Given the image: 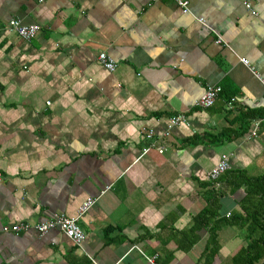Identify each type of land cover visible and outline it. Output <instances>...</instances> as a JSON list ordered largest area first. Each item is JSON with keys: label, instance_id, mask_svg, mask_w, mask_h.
Here are the masks:
<instances>
[{"label": "crops", "instance_id": "1", "mask_svg": "<svg viewBox=\"0 0 264 264\" xmlns=\"http://www.w3.org/2000/svg\"><path fill=\"white\" fill-rule=\"evenodd\" d=\"M187 2L184 14L170 0H0V264H202L205 230L184 252L176 241L210 188L224 216L243 194L204 186L207 173L226 155L225 172L264 174V122L250 136L264 117V0ZM207 86L221 91L195 107ZM178 115L156 140L165 151L142 154V131L161 137ZM53 214L77 218L80 247L57 230L2 231ZM244 235L222 226L212 264H230Z\"/></svg>", "mask_w": 264, "mask_h": 264}, {"label": "trees", "instance_id": "2", "mask_svg": "<svg viewBox=\"0 0 264 264\" xmlns=\"http://www.w3.org/2000/svg\"><path fill=\"white\" fill-rule=\"evenodd\" d=\"M224 180L232 193L239 188L243 189L242 196L236 202L238 210L229 213L227 217L220 215L218 201L222 194L215 191L214 187L210 188V198H206L203 208L192 216V225L182 232L184 239L176 241V250L186 251L198 240L197 232L205 230L207 238L202 264H212L219 250L217 232L222 226H230L245 232V245L232 256L230 264H264V174L252 177L245 172H224L218 182ZM205 185L212 186V183L207 182Z\"/></svg>", "mask_w": 264, "mask_h": 264}, {"label": "built area", "instance_id": "3", "mask_svg": "<svg viewBox=\"0 0 264 264\" xmlns=\"http://www.w3.org/2000/svg\"><path fill=\"white\" fill-rule=\"evenodd\" d=\"M173 2L177 7L180 8L182 13H188V2L187 0H170ZM248 8V5H245ZM197 22L201 23V20L197 19ZM6 30L13 33L15 36L20 38L23 41H30L34 38L38 28L35 25H24L17 19H11L7 22L5 26ZM221 41L216 39L215 43L219 44ZM97 61L102 65V67L107 70L108 72H113L115 69V64L113 61L107 57L103 52L97 55ZM239 63L244 65L246 68L249 69L248 62L243 59H238ZM250 70V69H249ZM253 74V73H252ZM255 78L260 82L262 87L264 88V79L259 78L257 74H254ZM221 89L218 86H207L202 95L196 100L195 107L200 109H207L210 108L218 94L220 93ZM234 99L231 98L228 100L227 105H231ZM264 122V117L259 118L255 121L253 129L250 132V136L255 137L257 128L260 123ZM185 124V118L183 115H178L171 117L168 121V125L166 127V131L162 134V136L155 137L151 130L142 131L143 138L149 142L148 146L142 149V154H145L149 149H154L158 154H162L165 151L164 145L157 146L156 140L165 138L169 134V130L175 126L180 124ZM229 168L228 161L226 155H221L219 161L216 165L207 173L206 179L208 182H211L213 186L217 187L219 177L227 171ZM94 204V200L91 198L85 199L77 210V218L82 216L86 211L90 209V207ZM226 217L229 214L225 215ZM77 218H68L63 215L53 214L51 218L37 223V224H28L24 222L14 223L9 226H5L2 228V231L8 232L13 235H18L22 232L27 230H33L38 236H43L51 230H57L60 232L64 237H66L70 242H72L76 247H80L82 242L85 239V236L81 229L77 224Z\"/></svg>", "mask_w": 264, "mask_h": 264}]
</instances>
